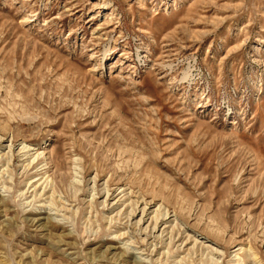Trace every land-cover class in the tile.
Instances as JSON below:
<instances>
[{"label":"rangeland","instance_id":"1","mask_svg":"<svg viewBox=\"0 0 264 264\" xmlns=\"http://www.w3.org/2000/svg\"><path fill=\"white\" fill-rule=\"evenodd\" d=\"M0 264H264V0H0Z\"/></svg>","mask_w":264,"mask_h":264},{"label":"bare ground","instance_id":"2","mask_svg":"<svg viewBox=\"0 0 264 264\" xmlns=\"http://www.w3.org/2000/svg\"><path fill=\"white\" fill-rule=\"evenodd\" d=\"M25 148H27V147H25ZM26 156V155H25ZM29 168H30V166H29ZM43 179V178H42ZM41 179V180H42ZM41 180H37V181H34V182H32V186L33 187H36V189H37V187L39 186V185H36L37 183H39ZM47 182V181H46ZM45 182V183H46ZM36 185V186H35ZM151 209H149V210H147L146 208H144L143 210H142V212H141V214H142V216H141V218H140V220H139V224H141L143 221L145 222L146 221V218L147 217H149L150 216V214H149V211H150ZM137 213V210L135 211H133V213L131 214V216H135V214ZM154 213V212H153ZM140 215V214H139ZM163 215V214H162ZM157 218H156V226H158V224H159V217L158 216H156ZM153 220V219H152ZM154 221V220H153ZM156 228V227H155ZM155 228H154V230L152 231V234L154 233V231H155ZM151 235V234H150ZM151 239V238H150ZM144 242H145V240H144ZM144 242H143V244H144Z\"/></svg>","mask_w":264,"mask_h":264}]
</instances>
